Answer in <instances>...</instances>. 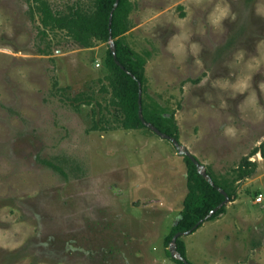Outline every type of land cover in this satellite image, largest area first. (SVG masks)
Listing matches in <instances>:
<instances>
[{"label": "rangeland", "instance_id": "obj_1", "mask_svg": "<svg viewBox=\"0 0 264 264\" xmlns=\"http://www.w3.org/2000/svg\"><path fill=\"white\" fill-rule=\"evenodd\" d=\"M131 2L122 40L145 62L142 99L238 194L182 236L188 260L264 264V158L253 154L264 147V0ZM109 48L44 27L33 0H0V264H177L164 242L188 193L186 159L149 128L121 127ZM246 158L257 166L242 178Z\"/></svg>", "mask_w": 264, "mask_h": 264}, {"label": "trees", "instance_id": "obj_2", "mask_svg": "<svg viewBox=\"0 0 264 264\" xmlns=\"http://www.w3.org/2000/svg\"><path fill=\"white\" fill-rule=\"evenodd\" d=\"M117 0H95L96 11L92 14L75 10L70 14L56 13L48 0H33L36 10L41 15V23L46 28L67 30L69 35L82 47L89 48L93 41L108 43L110 40L109 17L114 9ZM131 0H119L114 11L112 23V38L116 46L117 58H114L111 49H108L106 57V68L109 71L107 76L112 88L111 103L120 110L121 127L125 130H138L147 128L139 116L140 87L142 92L145 89V62L136 54L129 45L122 40L129 30V16L132 12ZM120 65H119V64ZM124 67V69L121 68ZM80 102L81 99H80ZM86 104H91L86 103ZM144 119L155 125L161 132L174 137L179 141L178 128L175 132L169 128L166 120L157 107H148L145 100H141ZM261 153L264 158V147L256 149L253 154ZM187 163V188L188 193L183 202V209L180 217L171 228V232L165 238V247H170L173 238L178 233L184 235L189 232H196L205 222L212 221L218 216L225 214L226 206H223L207 218L210 213L225 201V196L219 191L227 192L230 202L238 198L236 191H229L219 184L209 173L212 182L204 178L194 162L185 156ZM256 164L246 158L241 164L242 178L250 177L252 171L256 170ZM177 251L182 259H174L171 252L167 255L177 264H192L188 260L187 249L183 237L177 239Z\"/></svg>", "mask_w": 264, "mask_h": 264}, {"label": "water", "instance_id": "obj_3", "mask_svg": "<svg viewBox=\"0 0 264 264\" xmlns=\"http://www.w3.org/2000/svg\"><path fill=\"white\" fill-rule=\"evenodd\" d=\"M118 3H119V0L116 1L115 3V6H114V9L112 10L111 14H110V17H109V31H110V40H109V46H110V49L111 51L113 52V55H114V58L116 59L117 58V54H116V46H115V43H114V40L112 38V23H113V15H114V11L115 9L117 8L118 6ZM119 64V63H118ZM120 65V64H119ZM122 69H124L123 66H121ZM140 87V96H139V105H140V110H139V116L141 118V120L143 121L144 125L149 128L151 131H153L156 135H158L159 137H162L163 139L165 140H168L170 142L173 143V145L179 150V152L181 154H183L184 156H188L193 162L194 164L198 167V170L200 172V174L206 178L210 183H213L212 182V179L211 177L208 175V173L204 170V167L203 165L199 162V160L194 156L192 155L186 148L182 147L179 143V141H177L174 137H171L163 132H161L155 125L147 122L145 119H144V116H143V112H142V106H141V100H142V86L139 85ZM183 149V151H182ZM219 191L225 196V201L220 205L218 206L217 208H215L211 213L210 215L207 217H211L213 214H215L217 211H219V209L223 206H226L228 203H230V198L227 194V192L223 189H219ZM192 232H189V233H186L184 235L178 233L177 235H175V237L173 238V241L170 245V249L169 251L171 252V255L174 259H182L180 254L178 253L177 251V239L181 236H187V235H191Z\"/></svg>", "mask_w": 264, "mask_h": 264}, {"label": "built area", "instance_id": "obj_4", "mask_svg": "<svg viewBox=\"0 0 264 264\" xmlns=\"http://www.w3.org/2000/svg\"><path fill=\"white\" fill-rule=\"evenodd\" d=\"M257 201L258 202H261L262 201V197H259Z\"/></svg>", "mask_w": 264, "mask_h": 264}]
</instances>
